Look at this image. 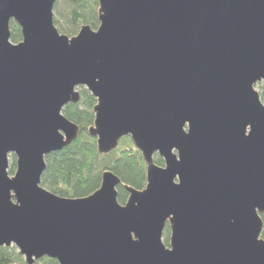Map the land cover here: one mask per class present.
I'll return each instance as SVG.
<instances>
[{
	"label": "water",
	"instance_id": "1",
	"mask_svg": "<svg viewBox=\"0 0 264 264\" xmlns=\"http://www.w3.org/2000/svg\"><path fill=\"white\" fill-rule=\"evenodd\" d=\"M56 1L0 0V247L28 264H264V0H99V27L72 37ZM80 87L99 154L130 137L147 164L124 205L111 170L81 198L41 185L80 136L63 113Z\"/></svg>",
	"mask_w": 264,
	"mask_h": 264
},
{
	"label": "trees",
	"instance_id": "2",
	"mask_svg": "<svg viewBox=\"0 0 264 264\" xmlns=\"http://www.w3.org/2000/svg\"><path fill=\"white\" fill-rule=\"evenodd\" d=\"M99 0H57L54 7V23L62 34L70 37L78 34L83 25L97 29ZM23 39L20 26L11 21V40L18 43ZM82 99L63 109L64 115L80 126L82 134L70 146L46 157L47 168L42 177V187L50 192L69 198H81L95 192L101 185L104 170L117 174L122 182L134 188H141L146 182V163L134 147L130 137L121 139L116 150L99 154L96 138L88 133L94 124L93 107L97 100L86 89L81 88ZM264 102V85L260 90ZM12 157L10 174L17 168L16 158ZM162 162V158H158ZM118 200L123 205L127 200L124 185L118 187ZM264 221V214L262 215ZM264 238V229L262 232ZM164 241L169 245L170 229L167 228ZM0 264H28L15 245L0 247ZM34 264H59L56 259L43 257Z\"/></svg>",
	"mask_w": 264,
	"mask_h": 264
},
{
	"label": "flooded vegetation",
	"instance_id": "3",
	"mask_svg": "<svg viewBox=\"0 0 264 264\" xmlns=\"http://www.w3.org/2000/svg\"><path fill=\"white\" fill-rule=\"evenodd\" d=\"M81 88H85V87H80V91H81ZM81 95H82V93H81ZM82 99V98H81ZM81 129V128H80ZM82 134V130H81V133H80V135ZM80 137V136H79ZM133 142V141H132ZM133 145H134V143H133ZM134 147L139 151L138 153H139V155L140 156H142V153H141V151L134 145ZM161 156L158 154V153H155L154 154V161H155V163L158 165V166H160V167H164L165 166V160L162 158V162H160L159 160H158V158H160ZM142 159H143V161L145 162V160H144V158H143V156H142ZM146 163V162H145ZM145 176H146V182L144 183V185L141 187V188H135L136 190H143L145 187H146V185H147V164H146V174H145ZM120 184H123L124 185V189H125V192L127 193V200H126V202L124 203V204H126L127 203V201H128V199H129V196H130V192L128 191V189H127V187L126 186H128V185H126V184H124L123 182H122V180H121V183ZM119 184V185H120ZM119 185H118V187H119ZM118 187H117V190H118ZM129 187H132V186H130L129 185ZM134 188V187H133ZM118 195H119V192H118ZM123 204V205H124ZM167 228H169L170 229V235H171V228H170V224H169V222H167V225H166V228H165V231H166V229ZM165 231H164V233H165Z\"/></svg>",
	"mask_w": 264,
	"mask_h": 264
},
{
	"label": "rangeland",
	"instance_id": "4",
	"mask_svg": "<svg viewBox=\"0 0 264 264\" xmlns=\"http://www.w3.org/2000/svg\"><path fill=\"white\" fill-rule=\"evenodd\" d=\"M80 31V30H79ZM79 33V32H78ZM262 85H264V82H260L256 85V89L260 92V90L262 89ZM11 164H12V157H10V167H11ZM165 235V233H164ZM165 243V241H164ZM166 244V243H165ZM167 245V244H166ZM169 246V245H168Z\"/></svg>",
	"mask_w": 264,
	"mask_h": 264
}]
</instances>
